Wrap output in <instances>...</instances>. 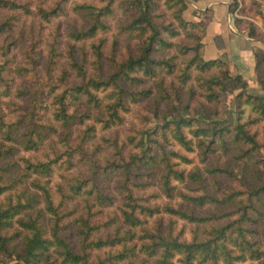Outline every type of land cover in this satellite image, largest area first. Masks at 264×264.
<instances>
[{
    "label": "trees",
    "instance_id": "16d2710c",
    "mask_svg": "<svg viewBox=\"0 0 264 264\" xmlns=\"http://www.w3.org/2000/svg\"><path fill=\"white\" fill-rule=\"evenodd\" d=\"M116 2V0H105V4L101 7L91 4L79 5V9L86 10L88 13L90 24L86 28L73 29L71 31L72 38L82 41L108 30L110 26L104 19L114 15L113 7ZM167 2L174 21L161 24L156 21V16L153 13V9L158 6L157 0L124 1V3H128L129 8L136 11L135 17L126 25L125 30L134 32L137 37H141L143 45L140 53L132 54L126 59L118 60L112 54L109 60L113 66L109 69L106 78L101 76L106 57L103 39L92 44L95 59L92 63L96 72L92 76L86 70L87 53L80 64L75 51L70 52L71 66L76 70L82 82L53 95L51 104L55 110L53 117L56 121H60L65 127L75 123H85V120L91 116L87 113L78 115L71 111V104L84 97L88 104L100 107L102 100L99 94L106 92L108 100L104 105L105 116L96 115L95 121L105 129L121 125L125 120V114L128 113V98L134 101L138 99V96L147 98L152 94V89L140 92L128 90V81L131 83L141 82L143 80L141 76L148 79L156 78L161 71L174 74L177 66L173 60L174 56L169 57L167 52L164 56H157L156 53L177 47L178 44L174 39L183 34L192 41V44L189 45L182 42L179 45L181 51L184 50L183 53L188 55L185 61V82L191 79V75L188 73L191 68L198 72V79H204L202 72L220 68L223 70L222 72L211 74L206 79V84L209 83L208 90H210L206 95L208 99L216 100L217 93L220 95V93L235 91V89L245 90L248 80L239 74H232L228 61L221 58H205L203 39L207 32V22L205 20L190 21L184 18L183 12L188 5L186 0H167ZM0 7L25 9L24 5L8 0H0ZM62 10V4H57L51 11L41 8L40 13L43 14L46 21H49L51 18H56ZM230 10L233 24L237 29H246L251 37L264 42L262 33L252 23L241 20L236 15L235 6L231 4ZM10 27V21L0 23V33ZM256 59L257 81L264 86V48L256 49ZM5 70H7L6 66L0 64V81L3 80V82L5 81L3 77ZM213 83L219 86L217 93L213 91L211 86ZM160 84L163 85V83ZM4 86L7 87L5 93L9 94L10 85L4 82ZM169 101L173 104L174 99L170 98ZM246 101L264 116V96H247ZM237 104L241 109V116L234 128L228 126L222 128L212 126L209 129L194 128L192 119L186 118L187 108L183 114L178 109V116L175 115L174 118L166 120L160 129L157 127L154 131H148L147 135L138 139L136 151L127 156L118 151L120 149L117 143L109 142L110 146L116 148L118 160L116 158L109 159L105 165H102L96 157V154L100 152L98 146L93 153L86 150L96 132L95 126H87L79 136L78 146L70 149L60 166H66L65 168L69 170L77 164L73 160H77V162L88 166L90 175L88 178H84L81 173L63 174L62 180L56 185L60 195L58 205L55 201V191L51 186V177L55 172L53 165L57 163V160L32 162L28 158H23L25 169L20 175L15 174L12 168L18 167V165L12 161L11 157L17 151L16 144H20L17 139L18 134H22L17 131L19 129L17 122L5 121L4 116H0V135L4 136V140L12 142L7 145L0 143V255L15 257L12 264H58V259H61L65 264H138L139 256L142 257L139 264H237L248 259H260L264 252L260 251L259 238L251 239L260 234L257 228L260 218L264 215L262 208L257 205L260 202L264 206L262 200L264 197V176H261L259 171L254 172L252 176H255V180L260 183L247 187L245 191H233L224 194L223 197L210 194L207 189L197 195L185 193L182 195L185 201L197 206H204L208 203L218 205L219 212H212L209 216H199L192 211L171 204L152 207L148 203L149 197L145 198L146 203H140L142 197L136 195L138 187H145V181L138 180L143 176L139 171L147 169L150 174L151 167L156 166H160L162 170L160 187L168 198L174 197V190L177 189L173 184L174 180L179 182L190 180L202 188L205 187L204 177L199 169L187 175L184 170L176 169L172 162L173 157L181 158L186 163H191V160L164 145L165 142L173 138L185 149L192 150L194 141L185 134L186 126H192L193 136L201 138V145L205 148L203 154L215 152L217 147L226 152L231 148L240 150L238 158L252 156L261 151L263 148L261 141L257 139L255 133L248 129L249 122L255 123L260 118L253 121H242L245 108L238 97ZM174 110H177L176 106ZM230 134H233L234 147L226 138ZM157 136L158 139H155ZM64 141L68 142V136L64 137ZM20 142L28 150H38L39 146L43 144L42 133L33 121ZM152 142L157 144L158 151H155V145H152ZM214 145L217 147H213ZM209 170L211 173L235 175L228 167L212 166ZM111 173L120 177L121 183L118 188L123 198L112 224H116L118 221H121L122 224L113 235L92 239V234L100 228L99 225H93L92 219L96 214L93 211L94 207L97 204L110 207L116 203V197L105 192L104 187L100 185V178H108ZM89 197L92 198L88 199ZM78 198L85 200L87 211L86 215H80L75 219L76 231L82 238L80 250L75 251L60 233V221L63 218L59 213V207H62L68 200ZM92 200L95 203H92ZM237 201L240 202L239 206ZM227 205L236 207V210L224 212ZM158 214L174 215L178 219L195 223L198 226L209 221L215 223L210 230L206 231L203 239L195 238L192 241H186L173 234L166 236L163 233L162 219L156 225H152V229L147 227L148 222L142 216L149 218ZM48 217L53 220V224L50 226L46 223ZM226 218L230 219L218 223ZM124 226H129V228L124 229ZM137 229L142 234L139 235ZM262 229L264 230V228ZM117 246H121L122 249H115ZM105 248L110 249V255L108 254L107 258H98L97 262L91 260V250ZM53 250L58 257L53 258ZM3 263L4 261L0 260V264Z\"/></svg>",
    "mask_w": 264,
    "mask_h": 264
},
{
    "label": "rangeland",
    "instance_id": "374dc122",
    "mask_svg": "<svg viewBox=\"0 0 264 264\" xmlns=\"http://www.w3.org/2000/svg\"><path fill=\"white\" fill-rule=\"evenodd\" d=\"M20 5L23 8H5L0 7V23L10 21L11 27L3 33H0V64L5 65L6 69L3 73L5 84L10 85L9 94L5 93L7 87L4 86L3 80L0 81V116H4L5 121H15L19 125L17 130L20 144H16L17 151L11 157L13 162H16L18 167H13L15 174L20 175L25 169L23 158H28L32 162L46 161L48 159L57 160L54 176L51 177L52 189L55 191V201L58 205L60 203V195L57 191V183L62 180V175L81 173L84 178L90 175L87 165L73 160L74 165L71 169H66V166L61 167L63 160L66 158L68 152L72 147H77L79 143V136L87 126H95V136L91 139L86 150L93 153L98 146L100 152L96 154L102 165L106 164L109 159L116 158V148L110 146L109 142L117 143V146L124 156L136 151V143L142 136L147 135L148 131H154L155 128H161L166 120L178 116V109L180 113H185L187 108V119H192V126L194 128L201 127L209 129L212 126L222 128L228 126L234 128L238 118L241 116V109L237 104V97L243 103L245 112L242 121H253L260 118L255 123L248 124V129L257 135V139L261 141L263 148L252 156L238 158L240 150L231 148L228 152L217 147L215 152H210L207 155L203 154L204 147L201 145V138L194 137L191 133V127L186 126L184 132L188 138L193 139V149L187 150L182 147L175 139L171 138L164 145L168 149L178 151L182 155L191 160V163H186L181 158H172L176 169L184 170L187 175L192 171L199 169L204 177L205 187L186 180L179 182L174 180L173 184L177 189L174 190V197L168 198L162 192L160 187V174L162 172L160 166L151 167L148 174L147 169L139 171L141 178L139 181H145V187H138L136 195L142 197L140 203H146L145 198L149 197L148 203L150 206H163L171 204L175 207L180 206L182 209L192 211L199 216H209L212 212H219L218 205L206 204L204 206H197L191 202L185 201L182 195H197L202 193L205 189L210 194H216L218 197H223L224 194L233 191H245L247 187L258 185L260 182L255 180L252 176L254 172H260L264 176V116L257 111L253 106L246 101L247 96L263 97L264 86L257 81H248V86L243 91L242 89H235V91H228L227 93H217L218 85L213 83V91H216L218 97L216 100L207 98L208 86L206 79L211 74L222 72L220 68H213L210 72H202L204 79H198V72L191 68L188 72L191 79L185 82L184 73L186 72V57L179 47L180 43L192 44L185 34L177 37L174 41L178 46L169 50H161L156 53L157 56H164L166 52L169 57L174 56L176 63V72L174 74H167L161 71L158 77L148 79L142 77L141 82L131 83L128 81L127 87L130 91H145L152 89V94L147 98H140L132 101L128 98V113L125 114V120L121 125L105 129L100 123H96L95 116H105L104 105L108 100V94L100 93L101 106L95 107L88 104L83 97L80 101H74L71 104V111L78 115L87 113L91 118L86 119L85 123H75L69 127L63 126L60 121H56L53 117L54 107L51 104L52 97L55 93L61 92L68 87L81 84L82 80L77 75L76 70L71 66L70 52L75 51L78 62L82 63L87 53L88 63L86 70L92 76L95 72V66L92 63L94 54L92 51V44L103 39L104 45V70L101 75L106 78L109 69L113 64L109 57L112 54L118 60L126 59L130 55L140 53L143 45L141 37H137L136 33H131L125 30L127 24L135 17V9L129 8L126 0H116L113 7L114 15L104 19L110 26L106 31L99 32L95 37L82 41H76L71 36V31L75 28H86L90 24L89 15L86 10L79 9V5L91 4L101 7L105 4V0H8ZM231 4L235 6L236 15L248 23H252L264 37V0H230ZM57 4H62V11L56 18H51L46 21L40 9L43 8L51 11ZM158 6L153 9L156 16V21L161 24H167L174 21L171 15V9L167 0H157ZM185 19L190 21L193 17H189L186 10L183 12ZM54 17V16H50ZM204 21V20H203ZM245 26V25H243ZM204 42V39H203ZM176 55V56H175ZM190 57V56H189ZM206 58V57H205ZM221 59H225L220 57ZM226 60V59H225ZM227 61V60H226ZM232 73V71H231ZM233 74V73H232ZM160 83H163L161 85ZM170 98L174 99L173 104L170 103ZM246 102V103H244ZM175 103V104H174ZM175 106L177 110H174ZM200 115V116H198ZM168 117V119H166ZM34 122L37 129L42 133L43 144L39 146L38 150L26 149L20 142L27 133L31 122ZM160 131V130H159ZM68 136V142L64 141V137ZM3 135H0V143L10 144L11 141L4 140ZM16 137V136H15ZM154 137V136H153ZM233 134L226 136L230 145L234 147L232 138ZM158 139V136L155 138ZM164 142V141H163ZM155 151H158V146L154 142ZM158 149V150H157ZM79 157V156H77ZM212 166L228 167L236 175L230 176L228 174L211 173L209 169ZM36 175V174H33ZM136 179V177H135ZM120 177L117 174H110L108 178L101 177L100 185L104 187V191L116 197V203L110 207H103L96 205L93 211L96 212L93 217V225H99L91 236L92 239L98 237H106L113 235L122 224L118 221L112 224L115 220V213L119 211V207L123 202L121 192L119 191ZM89 197L88 199H91ZM144 198V199H143ZM264 201V197L262 199ZM92 203H95L92 200ZM238 206L240 202L237 201ZM258 207L264 211V206L260 202ZM85 200L81 198L76 200H68L62 207H59V213L62 215L60 221V233L65 237L69 244L75 251H79L82 241L81 236L76 231L77 225L75 219L80 215H86ZM236 207L227 205L224 212H233ZM148 223L146 226L152 229V225H156L160 219L163 223V233L167 236L173 234L178 236L181 240L192 241L193 239H203L207 230L215 223L209 221L202 223L199 226L195 223H189L185 220L178 219L176 216L168 214H158L147 218L142 216ZM230 218H226L223 223ZM234 219V218H232ZM48 226L53 224V220H46ZM110 223V224H109ZM112 224V225H111ZM129 226H124V229ZM264 215L260 218L258 224L259 235L252 237V240L259 238L260 251L264 252ZM138 231V229H137ZM139 235L142 232H139ZM115 249H122L117 246ZM110 249L91 250V260L97 262L98 258L108 257ZM109 254V255H108ZM58 255L53 250V258ZM139 256L137 263H140ZM15 257L0 255V260L6 264H12ZM3 263V264H4ZM58 264H65L61 259L57 260ZM237 264H264V254L260 259H248L245 262Z\"/></svg>",
    "mask_w": 264,
    "mask_h": 264
},
{
    "label": "crops",
    "instance_id": "0c3cea01",
    "mask_svg": "<svg viewBox=\"0 0 264 264\" xmlns=\"http://www.w3.org/2000/svg\"><path fill=\"white\" fill-rule=\"evenodd\" d=\"M189 17L208 24L204 37L206 59L225 58L233 74L248 81L256 79V49L264 42L233 24L230 0H186Z\"/></svg>",
    "mask_w": 264,
    "mask_h": 264
},
{
    "label": "built area",
    "instance_id": "2783aa9c",
    "mask_svg": "<svg viewBox=\"0 0 264 264\" xmlns=\"http://www.w3.org/2000/svg\"><path fill=\"white\" fill-rule=\"evenodd\" d=\"M263 31H264V28H263Z\"/></svg>",
    "mask_w": 264,
    "mask_h": 264
}]
</instances>
